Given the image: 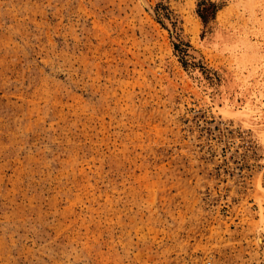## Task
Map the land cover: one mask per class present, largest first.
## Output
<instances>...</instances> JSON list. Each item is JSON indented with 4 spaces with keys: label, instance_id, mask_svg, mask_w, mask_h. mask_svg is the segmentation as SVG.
Returning <instances> with one entry per match:
<instances>
[{
    "label": "rangeland",
    "instance_id": "obj_1",
    "mask_svg": "<svg viewBox=\"0 0 264 264\" xmlns=\"http://www.w3.org/2000/svg\"><path fill=\"white\" fill-rule=\"evenodd\" d=\"M149 1L0 0V264H264V0Z\"/></svg>",
    "mask_w": 264,
    "mask_h": 264
},
{
    "label": "bare ground",
    "instance_id": "obj_2",
    "mask_svg": "<svg viewBox=\"0 0 264 264\" xmlns=\"http://www.w3.org/2000/svg\"><path fill=\"white\" fill-rule=\"evenodd\" d=\"M139 1L144 8L150 6V1L148 2V0ZM247 81L248 79H246V82ZM204 86L205 90H207L208 99L215 107L230 111L239 117L246 116L251 121L253 120L252 123L255 128L264 129V76L257 77L256 84H254L253 87L246 83L245 91L243 93L239 91V93H235L236 95H231V91L224 92L221 95L216 88L205 84ZM241 90L243 91V89ZM262 135L264 138V131L262 132ZM257 242L260 247H263V234L260 231L257 236Z\"/></svg>",
    "mask_w": 264,
    "mask_h": 264
}]
</instances>
